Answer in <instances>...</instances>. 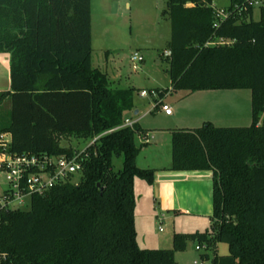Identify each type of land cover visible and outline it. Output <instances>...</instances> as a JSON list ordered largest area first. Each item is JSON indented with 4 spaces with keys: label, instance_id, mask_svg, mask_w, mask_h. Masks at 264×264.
I'll list each match as a JSON object with an SVG mask.
<instances>
[{
    "label": "trees",
    "instance_id": "trees-1",
    "mask_svg": "<svg viewBox=\"0 0 264 264\" xmlns=\"http://www.w3.org/2000/svg\"><path fill=\"white\" fill-rule=\"evenodd\" d=\"M242 2L229 0L226 9ZM212 3L165 0L170 86L159 95L249 90L251 124L171 131L169 169L211 172V224L174 233L171 248L148 249L137 242L134 183L151 185L155 171L136 165L139 125L123 126L135 90L112 87L91 64L90 0H0V53L10 55V90L0 92L9 102L0 113L7 152L71 156L59 137L89 143L77 184L32 195L27 209L0 211V264H177L189 240L228 246L226 255L200 254L209 264H264V5L257 21L251 8L218 21ZM221 39L230 43L211 44Z\"/></svg>",
    "mask_w": 264,
    "mask_h": 264
},
{
    "label": "rangeland",
    "instance_id": "rangeland-1",
    "mask_svg": "<svg viewBox=\"0 0 264 264\" xmlns=\"http://www.w3.org/2000/svg\"><path fill=\"white\" fill-rule=\"evenodd\" d=\"M213 4L217 8H223L227 0H213ZM90 5L91 64L107 75L112 81V87L135 90L134 107L140 110V117L143 118L139 124L141 128H166L173 123L179 127L198 128L201 126L198 115L205 114L213 116L215 126L245 127L251 124V119H247L234 123L238 125L232 123L228 125L227 120L215 115L217 109L213 107L201 108L205 112L198 111L195 94L188 97L191 94L187 95L182 91L174 94L168 92L160 101L172 108V116H167L161 110V103L155 108V98L150 91L155 89L158 91L170 86L168 63L163 55L168 49L171 35L170 21L161 16V12L165 9V0H90ZM252 18L255 21L259 20L258 8L254 9ZM133 53L143 57V61L136 63V69H133L130 60ZM142 90H146L149 94L146 97L140 96ZM242 91V93H250L249 90ZM206 101L210 103L209 99ZM8 111L9 102L2 99L0 113L4 114ZM144 112L147 114L142 116ZM129 115H132L133 119L137 117L130 113ZM138 139L137 134L135 143L140 146ZM58 140L61 146L72 147L75 152L82 151L89 144L71 137H59ZM150 141L149 145H152L153 139ZM121 162V158H114L113 169H120ZM79 179L80 174H75L72 183L77 184ZM6 187L5 176L0 173V193ZM136 191L139 192L138 189ZM136 198V221L138 227H144L145 232H148L145 245L149 246L148 248H171L174 233L191 234L210 228L211 222L207 217L190 215L172 217L165 213L164 218H156V214L146 208V197L136 195ZM11 208L27 209L29 200L26 199L22 205L13 204ZM197 246L195 240H189L184 250L175 253L177 264H209V261L201 259L200 254L207 253L209 258L215 253L218 256L228 254V246L224 243H216L214 249L196 250Z\"/></svg>",
    "mask_w": 264,
    "mask_h": 264
},
{
    "label": "crops",
    "instance_id": "crops-1",
    "mask_svg": "<svg viewBox=\"0 0 264 264\" xmlns=\"http://www.w3.org/2000/svg\"><path fill=\"white\" fill-rule=\"evenodd\" d=\"M228 6L229 0H227V4L222 7L226 9ZM9 61L10 55L8 53H0V92L10 90ZM242 92V90H203L196 91L188 97L195 94L198 104L197 107L199 108L198 111L205 112V110H203L205 107L216 108V116L222 117L225 121L227 120V123H229L228 125H230V123L238 125L234 123L251 119V96L250 93ZM206 99H209L210 103H207ZM206 104H209V106H206ZM151 112H153V110ZM130 114L137 116L133 119L132 115H127L126 119H129L134 124L139 125L143 120V118L141 119L140 117V110L135 107L133 113ZM146 114L147 112H144L142 116ZM172 115L173 112L167 116ZM212 117L213 116L210 117L206 114L203 116L198 115V121H200L201 125L205 122L213 124L214 120H212ZM170 125V127L166 128H141L139 125L141 128V132L138 134V143L140 146L137 144L136 146L140 147V151L136 157V165L143 169H153L155 172L154 180L151 185L140 179L135 180V197L136 195H138V197H146V208L153 212V214L155 213L156 218H164L166 216L165 213H168V215L172 217L190 215L194 217H207L210 220L212 215L211 172L172 171L169 169L171 163V131L178 128H187L175 126L174 123ZM151 139H153V143L149 145ZM136 189H138L139 192L136 191ZM136 207L137 205H135L137 242L139 246L142 242V246L140 247L148 248L149 246H145L148 239V232H145L144 227H138L136 221ZM160 228L161 227H159V230L162 231V228ZM148 249L165 248L151 247Z\"/></svg>",
    "mask_w": 264,
    "mask_h": 264
},
{
    "label": "built area",
    "instance_id": "built-area-1",
    "mask_svg": "<svg viewBox=\"0 0 264 264\" xmlns=\"http://www.w3.org/2000/svg\"><path fill=\"white\" fill-rule=\"evenodd\" d=\"M263 5L264 0H243L240 6H234L233 11L240 14L249 8L259 9ZM211 7L218 21L233 14V11L217 8L213 3ZM229 43V41L221 39L211 44L228 45ZM170 54V51L167 50L163 55L169 57ZM130 60L133 63V69H136V63L143 61V57L138 53H133ZM159 93L160 90L156 89L150 91L157 104L161 103L162 99ZM148 94L149 92L146 90L140 91L142 97H146ZM160 107L166 115L172 113V108L169 105L161 103ZM133 124L129 119H125L123 126L132 127ZM9 142V134H0V173L4 174L7 183L6 189L0 193V211L15 209L11 208V205H22L32 195H41L55 185L72 182L74 175L81 171L79 156L83 150L76 151L71 156L12 154L7 152ZM201 248L206 249V245L199 244L196 250Z\"/></svg>",
    "mask_w": 264,
    "mask_h": 264
}]
</instances>
